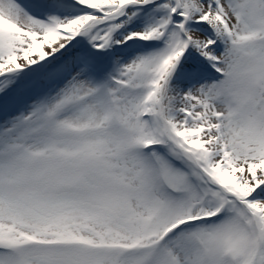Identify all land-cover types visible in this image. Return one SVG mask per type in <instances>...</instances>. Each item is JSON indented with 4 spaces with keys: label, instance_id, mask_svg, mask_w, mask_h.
<instances>
[{
    "label": "snow or ice",
    "instance_id": "obj_1",
    "mask_svg": "<svg viewBox=\"0 0 264 264\" xmlns=\"http://www.w3.org/2000/svg\"><path fill=\"white\" fill-rule=\"evenodd\" d=\"M0 264H264V0H0Z\"/></svg>",
    "mask_w": 264,
    "mask_h": 264
}]
</instances>
